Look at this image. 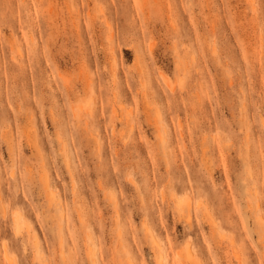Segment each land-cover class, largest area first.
<instances>
[{
  "label": "rangeland",
  "instance_id": "1",
  "mask_svg": "<svg viewBox=\"0 0 264 264\" xmlns=\"http://www.w3.org/2000/svg\"><path fill=\"white\" fill-rule=\"evenodd\" d=\"M0 264H264V0H0Z\"/></svg>",
  "mask_w": 264,
  "mask_h": 264
},
{
  "label": "bare ground",
  "instance_id": "2",
  "mask_svg": "<svg viewBox=\"0 0 264 264\" xmlns=\"http://www.w3.org/2000/svg\"><path fill=\"white\" fill-rule=\"evenodd\" d=\"M16 226H17V228H20V222H19V220L16 221Z\"/></svg>",
  "mask_w": 264,
  "mask_h": 264
}]
</instances>
